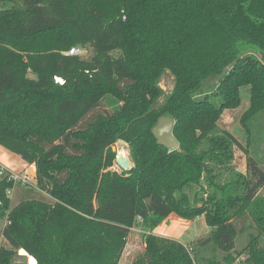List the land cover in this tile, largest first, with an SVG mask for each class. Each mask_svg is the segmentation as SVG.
Listing matches in <instances>:
<instances>
[{"label": "trees", "instance_id": "trees-1", "mask_svg": "<svg viewBox=\"0 0 264 264\" xmlns=\"http://www.w3.org/2000/svg\"><path fill=\"white\" fill-rule=\"evenodd\" d=\"M76 46L91 57L65 54ZM212 75L220 83L204 93ZM245 85L249 131L264 111V0H0V145L36 166L37 186L53 200L11 208L14 181L0 175L10 245L0 264H27L21 248L36 264H121L136 225L147 264H194L184 244L154 233L171 214L204 216V242L231 261L234 218L252 212L264 234V170L249 156L248 175L236 171V147L248 150L219 126ZM108 94L121 105L91 116ZM163 116L181 151L157 142ZM118 140L134 164L121 172L109 169ZM258 239L245 247L251 264H264Z\"/></svg>", "mask_w": 264, "mask_h": 264}, {"label": "rangeland", "instance_id": "rangeland-1", "mask_svg": "<svg viewBox=\"0 0 264 264\" xmlns=\"http://www.w3.org/2000/svg\"><path fill=\"white\" fill-rule=\"evenodd\" d=\"M11 4L12 3H9L8 6L5 7H9ZM82 49L83 54H81V57H91V49ZM221 78L222 75H212L209 77L203 84L204 93L212 92L220 83ZM160 85L166 93L171 92L174 86L173 76L166 73L160 82ZM250 104L251 88L249 85H245L241 88L240 106L224 110L221 119L219 120V126L224 130L230 131L240 141L242 146L248 150V152H246L237 146L235 149V158L232 162V167L243 175H248L247 160L249 156L253 157L258 162L259 166L264 170V111L257 114L248 122L247 126L249 131L246 130V127H244V124L241 122V117L250 107ZM120 105L121 103L114 95L108 94L101 101L100 105L94 110V112L91 113V116L98 112H113ZM115 145L117 149L124 147L130 155L129 144L127 142L118 140ZM0 149H4L2 150L4 152L6 148L0 146ZM116 157H118V152H116ZM15 159L16 158H11L10 161L15 163ZM21 169H23L20 170L22 173L29 170L31 178L29 183L18 182L11 187L12 193L9 196L11 199V208L25 199H41L52 202L53 200L48 193L37 186V180L35 178L36 166L26 163ZM109 169L121 172L123 168L121 165H117ZM20 171L18 169V172ZM257 196L264 199V186L261 188ZM234 222L238 229V236L235 241V247L229 254L234 258L229 262L227 260V252L218 248L212 242H204V240L211 234V228L207 225L204 216L188 220L176 215L174 220L170 223H165L158 228L157 231L159 233L161 231H166L169 234H173L174 232L179 233V238L167 236L163 237H167L184 244L188 248L194 264H251L248 260L249 255L245 250V247L248 245L252 235H259V248L264 249V234H259L260 228L250 211H245L241 217L234 218ZM7 223V218L0 217V247L10 246L8 241L3 236V230ZM144 233L145 232L140 225H136L130 230L126 247L120 259L121 264H147V259H145L146 243ZM22 260H26L27 264H30L27 257ZM210 261H213V263H210Z\"/></svg>", "mask_w": 264, "mask_h": 264}, {"label": "water", "instance_id": "water-1", "mask_svg": "<svg viewBox=\"0 0 264 264\" xmlns=\"http://www.w3.org/2000/svg\"><path fill=\"white\" fill-rule=\"evenodd\" d=\"M173 128H174V120L171 117L163 116L159 119L157 125L154 127L153 133L159 144L164 145L165 147H168L170 149H178L179 151H181L182 148L180 147L179 141L177 140V138L175 137L173 133ZM113 149L115 152H118L116 145L113 146ZM119 161H120L121 167L125 170H129L134 166V164L130 165L129 160L124 155H120ZM19 255L25 256L28 259H29V256H31L23 248L19 249ZM32 257L35 258L34 256ZM35 260L37 263L36 258Z\"/></svg>", "mask_w": 264, "mask_h": 264}, {"label": "crops", "instance_id": "crops-1", "mask_svg": "<svg viewBox=\"0 0 264 264\" xmlns=\"http://www.w3.org/2000/svg\"><path fill=\"white\" fill-rule=\"evenodd\" d=\"M1 146V145H0ZM2 150L4 149H0V163L3 165H6L7 167L15 170V171H19L23 170L21 168H23V166H25V161L22 160V158L20 156H17V154L15 155V153L5 149V151L3 152ZM11 158H16L15 163L11 162L10 159ZM21 172V171H20ZM175 214H171L166 220H164V222H162L155 230L154 232L157 234H160L161 236H167V237H173V238H179V233L174 232L173 234H169L166 231L164 232H158L157 229L160 228L162 225H164L165 223H170L172 220L175 219Z\"/></svg>", "mask_w": 264, "mask_h": 264}, {"label": "built area", "instance_id": "built-area-1", "mask_svg": "<svg viewBox=\"0 0 264 264\" xmlns=\"http://www.w3.org/2000/svg\"><path fill=\"white\" fill-rule=\"evenodd\" d=\"M66 55H81L83 54V49L82 47H73L71 48L69 51L65 52ZM0 175L7 177L9 180H13L14 181V185L15 183L21 182V183H29L30 178H31V174L29 172V170L25 171V173L22 172H18L15 171L9 167H7L6 165H3L0 163ZM12 193L11 188H9L7 190V196H10ZM1 204V202H0ZM142 219L139 218V222Z\"/></svg>", "mask_w": 264, "mask_h": 264}, {"label": "bare ground", "instance_id": "bare-ground-1", "mask_svg": "<svg viewBox=\"0 0 264 264\" xmlns=\"http://www.w3.org/2000/svg\"><path fill=\"white\" fill-rule=\"evenodd\" d=\"M120 155H124L125 157H127V159L129 160L130 165H133V161L130 157V155L127 153L126 149L124 147H121L118 149V157L116 158V161L118 163V165H120V161H119V157ZM24 252V251H22ZM29 263L30 264H36V260L35 258H33L32 256H29Z\"/></svg>", "mask_w": 264, "mask_h": 264}]
</instances>
